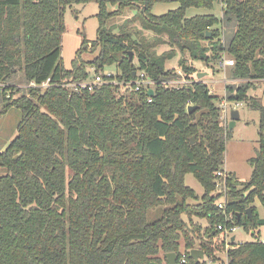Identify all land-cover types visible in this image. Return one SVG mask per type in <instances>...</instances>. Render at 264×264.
<instances>
[{
    "label": "trees",
    "instance_id": "16d2710c",
    "mask_svg": "<svg viewBox=\"0 0 264 264\" xmlns=\"http://www.w3.org/2000/svg\"><path fill=\"white\" fill-rule=\"evenodd\" d=\"M93 1L100 8V24L92 48L99 52L84 61L82 53L90 45L84 37L71 69H66L61 58L65 14L73 4ZM167 2L180 6L155 16L156 4ZM215 2L0 0V84L10 83L19 72L27 83L38 85L49 79L52 84L79 82L90 78L88 69L98 73L113 65L120 70L119 81L135 80L143 72L156 82L128 94L113 84L79 93L53 86L44 92L30 89L3 107L1 114L15 107L22 119L10 146L0 149V168L6 170L0 176V264H168V253L178 255V264H183V255L185 264H207L189 256L196 248L194 236L203 240L205 255L214 258L227 241L220 224L247 231L264 227L254 205L264 207V105L250 98L261 113L260 147L249 162L254 171L249 182L234 173L228 178L229 223L217 206V174L225 165L230 139V128L220 121L218 98L204 79H190L197 71L184 57L180 66L190 85L163 83L179 79L166 68L177 52L207 65L210 59L223 60L225 53L231 56L233 78L244 81L231 101L248 102L251 82L264 80V0H222L223 14L237 24L226 50L217 27L221 20L214 15L186 17L188 9L211 10ZM131 6L142 7L135 19L154 37L127 31L132 20L117 33L116 27L109 28L116 12ZM162 34L173 48L159 54ZM129 52L138 56V64ZM13 87L5 88L4 99ZM150 89L155 91L152 97ZM191 105L198 109L189 114ZM189 174L205 190L195 205L189 203L198 200L186 185ZM160 208L161 218L149 223L150 211ZM184 215L189 223L197 216L210 226L204 234L199 227L190 230ZM227 256L229 264H264V244L246 242Z\"/></svg>",
    "mask_w": 264,
    "mask_h": 264
},
{
    "label": "rangeland",
    "instance_id": "374dc122",
    "mask_svg": "<svg viewBox=\"0 0 264 264\" xmlns=\"http://www.w3.org/2000/svg\"><path fill=\"white\" fill-rule=\"evenodd\" d=\"M139 5V4H138ZM180 6L177 2H167L156 4L153 9V14L155 16H161L170 11L177 10ZM111 10L117 11V7L110 6ZM142 7H127L126 9L119 10L109 20V28L114 26L117 28L116 33L120 31L122 26L128 23V21L132 20L128 25L127 31H138L142 33V36L147 38H152L155 34L152 31L144 30L143 24L139 19H135V16H138V11H140ZM99 6L96 1L91 3H76L67 9L65 14V24H67V31L63 36V50H62V61L63 65L66 69H71L73 61L77 57V52L81 48L83 43V38L90 42V45L87 47L86 51L82 53V59L84 61H91L98 54V48H92V45L96 41L97 38V30L99 28L98 19L96 15L99 13ZM196 15H214L221 23L217 26L222 32V45L225 50L230 45L231 40L233 39V35L237 29V24L235 20H228L226 16L223 14V4L221 0H216L214 7L209 10L206 8H191L187 10L186 17L193 18ZM134 19V20H133ZM139 34H135L134 39L139 40ZM161 38L165 40L161 46L157 48L159 54L164 52H169L173 47L169 42V38L166 34H162ZM176 48V47H175ZM134 62L138 64V56L134 54ZM184 57L188 61V65L194 67L197 73L195 76H192L190 79H195L198 77L199 73H206L207 76L203 77L204 81H207L209 88L211 89V93L213 96L218 98L216 102L221 109L220 121L222 122L224 128L229 130L231 119H230V111L234 110L233 101L229 100L231 94H235L236 90L239 86L244 84V81L235 80L232 76V67L224 70L219 60H211L207 65L206 62L203 61H193L190 54L186 56L181 55L180 52H177V56L173 59L167 60L166 68L178 74L179 79L171 80L180 87L182 85H190L191 80L184 74L180 66V59ZM225 60L232 59L227 53L224 54ZM105 70L110 71L111 73L120 74V70L116 65L112 67L106 68ZM92 78L95 73L93 69H88ZM99 73V72H98ZM141 72H138L140 75ZM13 85L14 87L6 91L7 95L4 99L3 91L8 89L9 86ZM30 82H26L25 76L21 72L17 73L13 80L8 84H0V149L6 150L9 146L13 138L17 135V126L22 119V112L15 107L10 108L8 113L1 114V111L4 106L12 102V99L18 98L21 95L28 94V87ZM250 89L248 91L249 101H245L240 103L241 107L239 108L240 119L237 120L236 125L232 130H229L230 139L227 142L226 151H225V166L229 169V171L234 172L238 176V179L243 182H249L252 174L253 167L249 163L251 159L258 156L259 147H260V130H261V113L258 110L253 108V104L251 103V99H255L257 102L262 103L264 105V80H254L251 82ZM153 87V86H150ZM234 88V91L228 90V88ZM44 92V91H43ZM227 102L228 105L223 107V103ZM232 112V111H231ZM264 134V128H263ZM6 170L0 168V176L5 175ZM186 185L193 189L198 197V200H189L190 204H197L200 202V197L204 194L205 190L201 186V184L197 181L194 175L189 174L186 177ZM256 205L259 213L260 219H264V207L256 202ZM163 213V209L151 210L148 214V221L154 222L161 218ZM185 220L188 222V217L184 215ZM210 224L206 219H200L197 216L192 217V222L189 223V229H197L198 227L201 229V234H204L205 230L209 228ZM260 232V236L264 235V227L257 229ZM251 232L247 231L244 227L239 226V230L236 231V236L240 239L241 242L245 243L251 241ZM196 243L195 249H200L203 240H197V236H194ZM227 242V241H226ZM238 243V244H239ZM182 253L185 254V241H182ZM216 257L212 258L214 264H229V258L227 259V252L225 247L218 250V252L214 255ZM161 257H163L161 255ZM210 259V260H212ZM205 260V259H204Z\"/></svg>",
    "mask_w": 264,
    "mask_h": 264
},
{
    "label": "built area",
    "instance_id": "2783aa9c",
    "mask_svg": "<svg viewBox=\"0 0 264 264\" xmlns=\"http://www.w3.org/2000/svg\"><path fill=\"white\" fill-rule=\"evenodd\" d=\"M222 3V0H221ZM223 4V9H224V3ZM220 65L222 68H230L231 66L235 65V61L234 59H230V60H221L220 61ZM94 70V69H93ZM95 75L92 78H89L87 80H83V81H79L76 82L73 79L70 80H62L59 83H54L52 84L51 79L45 81V83H43L42 85H38L36 84L34 81L30 83V85H28V87L30 89H40L43 91H45V89L53 86V87H64L69 89L70 91H74L76 93H79V91L81 90H88L90 92H94V90H96V88L103 86V85H109V84H113L115 86L118 87V90L121 94H128L131 91H140L142 90V88L146 89L150 86H154L156 84V82H154L153 80H151L147 74L141 72L140 75L137 76V78L135 80H130L129 82L126 81H119L117 79V74L116 73H111L108 70H104V71H100L99 73L94 72ZM164 84H166L167 86H173V85H177L175 83L178 82H174V81H164ZM234 104V109L239 110V108L241 107L240 102L237 101H233L232 102ZM228 105L227 102L223 103V107H226ZM232 111V110H231ZM230 111V113H231ZM224 167V166H223ZM231 173L226 172L225 169L223 168L222 170L218 171V178H217V183H216V189H217V194H219V198L217 201V206L219 207L220 213L223 214L226 218V222H231L232 218H233V214H227L226 210H227V203L229 200V188H228V178L230 176ZM218 229L224 234L225 239H227L226 245H225V249L226 252L228 254V251L238 248L241 245H243L244 243H239L241 242L240 239L237 238L236 236V231L239 230V226L237 225H228V224H220ZM260 232L256 230H252L251 232V241L254 242H259L264 244V235L260 236L259 235ZM239 243V244H238ZM246 243V242H245ZM182 263L185 264L187 263V257L185 255L182 256ZM212 258H209L205 255V261L207 264H214L213 259L210 260ZM228 259V257H227ZM201 261V262H202Z\"/></svg>",
    "mask_w": 264,
    "mask_h": 264
},
{
    "label": "water",
    "instance_id": "95a60500",
    "mask_svg": "<svg viewBox=\"0 0 264 264\" xmlns=\"http://www.w3.org/2000/svg\"><path fill=\"white\" fill-rule=\"evenodd\" d=\"M207 37H209V35ZM129 56L131 58V61H134L133 52H129ZM134 76H136V74ZM205 76H207L206 73H199L198 78L200 80H202L203 77H205ZM154 92H155L154 89H150L149 95L152 97L154 95ZM197 109H198V107L191 105V106H189L188 112H189V114H191L192 112H194ZM230 116H231L230 119L232 121L230 124V130H232L233 127L236 125L237 120L240 119L239 110H236V109L232 110ZM196 143H197V139L195 137H192V143L191 144L195 145ZM247 214H248L250 220L253 219V209L252 208L248 209ZM239 217H240V214H239ZM189 256L193 260H195L197 263H199L205 259V253L201 249H195L194 248V249L190 250ZM165 258L167 259L168 264H178L179 257L176 253H168L167 255H165Z\"/></svg>",
    "mask_w": 264,
    "mask_h": 264
},
{
    "label": "crops",
    "instance_id": "0c3cea01",
    "mask_svg": "<svg viewBox=\"0 0 264 264\" xmlns=\"http://www.w3.org/2000/svg\"><path fill=\"white\" fill-rule=\"evenodd\" d=\"M223 69H224V68H223ZM226 69H228V68H225L224 70H226ZM206 83H207V81H206ZM223 168L225 169L226 172H229V173H232V174L234 173V172H232V171H229V169H228L227 166H225V165H224ZM236 176H237V175H236ZM237 177H238V176H237Z\"/></svg>",
    "mask_w": 264,
    "mask_h": 264
}]
</instances>
